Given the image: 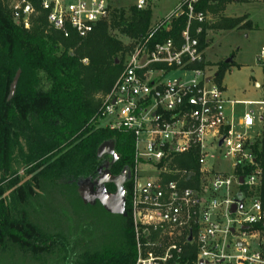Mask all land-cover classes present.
Returning a JSON list of instances; mask_svg holds the SVG:
<instances>
[{
  "label": "built area",
  "instance_id": "built-area-1",
  "mask_svg": "<svg viewBox=\"0 0 264 264\" xmlns=\"http://www.w3.org/2000/svg\"><path fill=\"white\" fill-rule=\"evenodd\" d=\"M37 1L39 9L32 0H12L14 21L29 29L45 13L49 28L66 39L73 34L86 39L114 10L109 0ZM149 1L134 6L146 10ZM200 2L178 0L165 27L173 18L187 17L181 45L171 39L153 48L135 45L103 102L101 121H110L101 126L129 133L135 142L128 180L136 264H264V170L253 152L264 137L255 134L264 123V77L257 82L259 100L225 97L223 86L207 75L205 50L192 35L194 23H209L212 16L197 10ZM202 31L198 27L196 35ZM256 61L264 71V41ZM192 152L197 173L175 163ZM223 160L233 172L209 165ZM141 167L151 171L143 174ZM187 245L196 250L193 262H183Z\"/></svg>",
  "mask_w": 264,
  "mask_h": 264
},
{
  "label": "trees",
  "instance_id": "trees-1",
  "mask_svg": "<svg viewBox=\"0 0 264 264\" xmlns=\"http://www.w3.org/2000/svg\"><path fill=\"white\" fill-rule=\"evenodd\" d=\"M32 2L39 9V2ZM232 2L233 0H201L197 6L198 11L219 17L215 24L192 25V35L199 38L202 50L208 47L209 30H235L247 25L243 18L229 19L220 16ZM152 22L153 11L149 8L138 10L134 6L128 12L113 10L110 20L99 24L86 39L80 40L74 34L66 39L49 28L45 13L35 17L29 29L18 25L7 0H0L2 235L8 233L13 236L18 232L11 225L13 208L18 199L16 191L20 192L19 195L23 193L24 200L43 184L45 178H49L55 185H76L82 179L97 177L104 160L97 157V152L103 143L113 142L119 155L118 161L108 166L112 175L120 176L134 168L133 136L102 127L100 121L104 98L110 94L123 74L125 61L135 45L148 43L153 48L170 39L181 45V34L188 22L186 16L171 19L167 27V20L156 26ZM198 27L203 30L199 36L196 35ZM126 41L130 43L126 44ZM225 68L226 66H222L217 74L219 84ZM19 70L21 76L16 93L11 96V86ZM253 152L262 161L264 170V139L258 141ZM196 158V153L192 152L177 157L175 163L180 169L197 173ZM21 167L26 170L24 177L18 174ZM29 176L31 178L27 179ZM23 181L24 185L16 190L15 187ZM107 187L115 189L114 185ZM125 188L127 195L124 211L128 216L125 245L114 252H107L103 260L96 254L98 259L90 264L136 263L132 184L129 180L125 183ZM24 239V236L19 235V240L25 242ZM53 245L54 242L47 240L46 246L53 248ZM55 253L54 250L49 252L50 255ZM195 259V248L187 245L183 262H193Z\"/></svg>",
  "mask_w": 264,
  "mask_h": 264
},
{
  "label": "rangeland",
  "instance_id": "rangeland-1",
  "mask_svg": "<svg viewBox=\"0 0 264 264\" xmlns=\"http://www.w3.org/2000/svg\"><path fill=\"white\" fill-rule=\"evenodd\" d=\"M109 1L114 10L128 12L138 0ZM7 2L10 5L12 0ZM149 2L148 8L153 11V26L166 20L178 4V0ZM220 16L229 19L243 18L244 24L250 26L235 30L208 31L209 43L205 49L207 75L214 78V83L219 84L217 74L222 66H226L220 84L225 89V97L230 100H259L261 92L255 88V82L263 79L264 71L256 59L264 41V0L232 2ZM218 20V16L212 15L209 24H215ZM129 43L126 41V44ZM228 60H231L230 64H227ZM243 109L239 107L237 111L242 112ZM109 121V118H105L101 125L104 126ZM255 134H264V123L257 125ZM209 165L217 172H233L229 161H211ZM18 171L22 177L26 175L24 167ZM149 171L151 170L148 168H140L143 174ZM130 175L131 173L129 177ZM30 178L31 176L27 179ZM98 180L99 176L82 179L76 185H55L49 178H45L43 184L24 200L23 193L19 195L20 192L16 191L18 199L13 208L11 225L19 233L16 231L13 236H9L8 233L2 235L0 231V264H53L55 257L49 252L54 250L58 253L65 241H74L78 247L105 249L104 252H94L95 255L111 253L123 247L128 225V216L124 211L125 198L119 197L115 189L99 185ZM22 185L24 181L15 187L16 190ZM101 196L120 203L121 212L114 214L109 211L102 203ZM2 228L5 229L4 226ZM19 235L26 238L25 242L19 240ZM47 240L54 242L53 248L46 246ZM234 246L233 242L232 251ZM88 262V259L84 260L83 264Z\"/></svg>",
  "mask_w": 264,
  "mask_h": 264
},
{
  "label": "water",
  "instance_id": "water-1",
  "mask_svg": "<svg viewBox=\"0 0 264 264\" xmlns=\"http://www.w3.org/2000/svg\"><path fill=\"white\" fill-rule=\"evenodd\" d=\"M239 0H233V2H238ZM144 60L142 61V63ZM231 63V60L227 61V64ZM21 76V71L19 70L14 78V81L11 86V96H13L16 93V88L18 85V81ZM210 81V80H208ZM223 141L220 142V145H222ZM105 156H110L112 158V164L116 163L119 159V155L115 151V145L113 142H105L103 143L97 152V157L99 159H103ZM129 171H125L122 175L120 176H114L110 172V170H104V167L101 166L98 169V176L99 180L98 183L101 186H106V185H114L117 189V194L121 198H125L127 195V191L124 187V184L127 182L129 178ZM193 173L189 174L188 179L193 177ZM240 182L243 183V178L240 179ZM87 200H89L88 196H86ZM102 203L105 205V207L111 211L114 214H119L122 209V205L118 202L112 201L104 196L100 197ZM242 204V200L240 201ZM236 211V206H233L232 212ZM192 236L189 238V242H191Z\"/></svg>",
  "mask_w": 264,
  "mask_h": 264
},
{
  "label": "flooded vegetation",
  "instance_id": "flooded-vegetation-1",
  "mask_svg": "<svg viewBox=\"0 0 264 264\" xmlns=\"http://www.w3.org/2000/svg\"><path fill=\"white\" fill-rule=\"evenodd\" d=\"M103 159L104 160L101 166L104 167V170H108V166L112 164V158L110 156H105ZM124 187H125V184H124ZM116 192H117V189H116ZM98 250L103 251V252L105 251L104 248L95 249V248L78 247L76 246V242L74 241H69V242L65 241L64 246H62L59 249L58 253L53 254V256L55 257L53 264H83L84 260H87V259L89 262H91L95 259H98V257L94 253L96 251L98 252ZM106 256H107L106 253H102L99 256V259L103 260L104 258H106ZM108 258H109V255H108ZM89 262L87 264H89Z\"/></svg>",
  "mask_w": 264,
  "mask_h": 264
},
{
  "label": "crops",
  "instance_id": "crops-1",
  "mask_svg": "<svg viewBox=\"0 0 264 264\" xmlns=\"http://www.w3.org/2000/svg\"><path fill=\"white\" fill-rule=\"evenodd\" d=\"M257 87V81L255 82V88Z\"/></svg>",
  "mask_w": 264,
  "mask_h": 264
}]
</instances>
